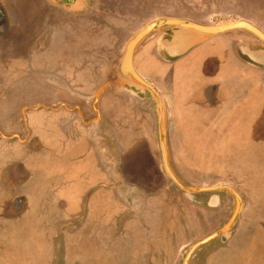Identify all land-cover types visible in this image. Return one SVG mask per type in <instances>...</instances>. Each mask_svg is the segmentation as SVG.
I'll return each instance as SVG.
<instances>
[{"label": "crops", "instance_id": "crops-1", "mask_svg": "<svg viewBox=\"0 0 264 264\" xmlns=\"http://www.w3.org/2000/svg\"><path fill=\"white\" fill-rule=\"evenodd\" d=\"M7 1L0 0V264L10 259L7 249L16 264L23 248L19 264H144V258L145 264H176L179 251L214 221L206 210L217 213L231 201L233 216L217 232L239 209L233 229L203 252L201 264H264V152L245 155L239 138L234 143L240 127L253 128L257 117L264 125V68L238 54L240 45L260 41L232 31L168 62L158 53L168 30L161 29L136 49V71V55L146 45L154 50L155 58L141 62L145 76L137 73L162 99L175 177L213 174L223 180L214 187L230 189L178 198L161 164L153 97L106 94L107 81L94 88L96 71L107 65L101 51L116 46L112 19L120 20L125 0H114L120 1L114 15L113 0H81L86 9L54 7L53 0H12L11 8ZM170 1L155 2L153 12H165L152 21H245L264 33V0H176L175 7ZM98 4L103 16L95 14ZM237 158L258 164L238 175L220 172ZM114 161L121 165L115 174ZM202 162L220 170L202 169ZM116 177L124 184L113 186Z\"/></svg>", "mask_w": 264, "mask_h": 264}, {"label": "rangeland", "instance_id": "rangeland-1", "mask_svg": "<svg viewBox=\"0 0 264 264\" xmlns=\"http://www.w3.org/2000/svg\"><path fill=\"white\" fill-rule=\"evenodd\" d=\"M83 1V0H82ZM130 0H125L122 4V12L119 13L120 16V20L119 19H112V20H116V24L118 23L117 27L112 26V33H111V42L113 43V45L115 47L111 48V50H106L101 51L106 58L107 61V65L105 70L101 73V71H96L97 75H100L97 80L96 83L94 85V88L97 89L100 87V90L103 89V83L105 81H107V85L110 82H113L111 85V89H109L106 94H121L120 93V86L117 83V81L115 80L116 78V73H117V67L118 64L122 58L123 52H124V48L126 46V44L129 42V40L137 33L136 31L141 27L146 25L148 22L152 21L154 18L153 14L156 15H161L163 12V10H161L160 8L154 9L155 12H153V6H155V2L161 3V0L159 1H153V0H133V2L137 5L131 6ZM84 2V1H83ZM176 0H171L169 3L171 4L170 6H178L176 5ZM7 3L10 5L11 8H14L16 6L17 1H12L9 0L7 1ZM130 3V4H129ZM167 3V2H166ZM53 6L55 7V5L57 4L58 6H63L64 9H72V8H76V9H86L83 7V3L81 2V0L78 2V0H53ZM120 4V1H112L111 6L112 9H110V7L108 9L111 10L112 15H114V10L118 9V6ZM110 5V2L107 3V6ZM117 6V9H115V7ZM24 4L21 5L20 9H23ZM79 7V8H78ZM105 7L100 6V4L97 5L96 9L99 11H96L95 14L97 15H101L103 16V12L102 10H104ZM107 9V10H108ZM86 11V10H85ZM109 11V10H108ZM138 13V14H137ZM94 14V13H93ZM98 20V18H96ZM102 20V19H101ZM99 22V21H98ZM107 25H110V22L107 20L106 21ZM114 25L115 22L113 21ZM120 25V26H119ZM98 28H95V30L97 31ZM140 53V54H139ZM138 53V55H136L135 57V64L136 67H138V73L143 77L145 76L144 73V68H143V64H141L142 61H147L149 59L155 58V54H154V50L153 47H151L150 45H146L145 47H143V49ZM103 57V55H102ZM108 59V60H107ZM109 62V63H108ZM162 66H158L157 68L155 67V71H160ZM242 74V72H237L236 74ZM245 76V75H242ZM253 79L255 80V78L253 77ZM148 93V92H146ZM151 123V122H149ZM263 123L261 122V119H258V117L255 119L254 121V127L251 128H242L240 127L236 133H238L239 136H234V143L237 145L238 143V138H239V150H241V152L243 151V149L246 150L243 151L247 154H253V155H257L260 156L262 155V153L264 152V147H261L260 144L264 143V129L263 128L264 125H262ZM227 148V147H225ZM264 154V153H263ZM225 165L227 167H225L224 170L220 171L224 174H226V172H232L233 174L238 175L240 170H248V169H255V166H257L258 163H246L245 165H243V163H240V158H237L235 160L234 163H229V162H224ZM163 165V161L161 163ZM199 165L201 166L202 169H210L212 168V170H216L219 171V166L214 167L213 165H211L210 163H205L202 162L201 164L199 163ZM120 162L119 161H114L112 162V170L113 173H119L120 171ZM229 168V170H227ZM164 169V166H163ZM233 170V171H232ZM165 171V170H164ZM167 176V175H166ZM168 178V177H167ZM169 179V178H168ZM178 179V178H177ZM179 182L185 186V187H193V189H199V188H212L214 187V184L219 183L220 181H223L222 178L216 177V175L213 174H208V175H203L201 179H184L182 177H180ZM259 180V179H258ZM169 181H171L169 179ZM172 182V181H171ZM262 180L258 181V185H262ZM123 185L124 184V179H122L121 177H116L112 179V185ZM172 184V183H171ZM129 185H131V183H129ZM224 185V184H221ZM176 186V185H175ZM171 193L172 195H175L176 197H186L184 191H182L180 188H178L176 186V188L173 187V189H171ZM262 195L264 192H260ZM188 194V193H187ZM216 194H219L216 191H209L208 194H200L198 196H196V198H206V197H212ZM221 196V194H219ZM189 196V195H187ZM222 196H225L229 199V195L225 192H222ZM188 200V198H186ZM234 203L229 204L228 206H224V208L220 211H218L217 213H215L216 210H214V212H211L209 209L206 210L207 213V219H213L214 221L211 223H208L206 226H203V230L201 231L200 234H198L197 236L193 237L191 239V242L189 243V245L187 246L186 250H183V248L181 249V251H179V256L176 257V264H184L186 256L189 252L188 247L192 246L196 243H198L200 240L211 236V234L216 233L218 230H220L223 226H225L227 224V222L232 218L233 213H234ZM233 229V227L231 228ZM231 229L229 231H231ZM220 240V236H218L217 238H215L214 240L211 241V243H209L208 245H204L202 247H200V251L202 252H197V254L199 256H201L203 254V252H205V250H207V248L210 245L213 244H217ZM7 251V253H9V261L7 264H14L13 262V254L11 249H7L5 250ZM9 251V252H8ZM11 251V252H10ZM17 252L19 254V261H20V257L21 255H25L27 253V249L23 248L21 249H17ZM24 257V256H23ZM16 257H14L15 259ZM19 261H15L16 264H19ZM189 261V260H188Z\"/></svg>", "mask_w": 264, "mask_h": 264}, {"label": "water", "instance_id": "water-1", "mask_svg": "<svg viewBox=\"0 0 264 264\" xmlns=\"http://www.w3.org/2000/svg\"><path fill=\"white\" fill-rule=\"evenodd\" d=\"M161 29H168L160 38L158 44L159 55L168 62H172L184 56L187 52L193 49L198 44L217 35L229 33L232 31H244L256 37L260 44L257 47H249L247 45H240L238 48L239 56L246 62L264 68V33L252 24L245 21H225L216 22L211 25H200L184 20L176 19H157L139 30L126 44L122 58L117 67L115 80L119 84L121 90H125L132 95L143 97L144 93L148 92L154 99L158 111V125L160 147L163 158V166L167 177L182 191L190 194L196 192H209L218 189H227V187H212L193 189L183 186L171 171L165 145V108L161 97L157 91L146 81H144L137 73L133 63V57L138 46L152 33H157ZM113 82L106 85V88L111 87ZM240 206V199L235 195ZM239 209L236 211L232 222L223 230L214 233L200 243L194 245L188 256H186L185 263H188L191 254L201 245L217 238L228 235L229 230L235 224L239 215Z\"/></svg>", "mask_w": 264, "mask_h": 264}, {"label": "flooded vegetation", "instance_id": "flooded-vegetation-1", "mask_svg": "<svg viewBox=\"0 0 264 264\" xmlns=\"http://www.w3.org/2000/svg\"><path fill=\"white\" fill-rule=\"evenodd\" d=\"M0 12H2V11H0ZM4 12H2V14H3ZM2 21V20H1ZM144 199H142L141 200V202L143 201ZM186 236H189V233L187 232L186 233ZM189 253V252H188ZM201 257H202V255L201 256H199L198 254H197V252H196V255H193L191 258H190V264H201L202 263V259H201ZM146 258H144V264L146 263ZM168 261L170 260V261H172V258H170V259H167ZM168 263V262H167Z\"/></svg>", "mask_w": 264, "mask_h": 264}, {"label": "bare ground", "instance_id": "bare-ground-1", "mask_svg": "<svg viewBox=\"0 0 264 264\" xmlns=\"http://www.w3.org/2000/svg\"><path fill=\"white\" fill-rule=\"evenodd\" d=\"M189 254V253H188ZM188 254H187V256H188Z\"/></svg>", "mask_w": 264, "mask_h": 264}]
</instances>
